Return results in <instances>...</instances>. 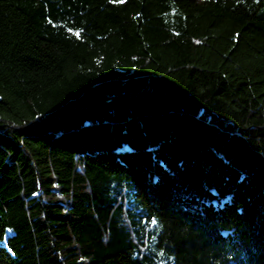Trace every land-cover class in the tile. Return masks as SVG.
I'll return each mask as SVG.
<instances>
[{"label": "trees", "instance_id": "trees-1", "mask_svg": "<svg viewBox=\"0 0 264 264\" xmlns=\"http://www.w3.org/2000/svg\"><path fill=\"white\" fill-rule=\"evenodd\" d=\"M0 264H264V0H0Z\"/></svg>", "mask_w": 264, "mask_h": 264}, {"label": "snow or ice", "instance_id": "snow-or-ice-1", "mask_svg": "<svg viewBox=\"0 0 264 264\" xmlns=\"http://www.w3.org/2000/svg\"><path fill=\"white\" fill-rule=\"evenodd\" d=\"M77 36H79V33H76ZM153 223H155V221H153Z\"/></svg>", "mask_w": 264, "mask_h": 264}]
</instances>
